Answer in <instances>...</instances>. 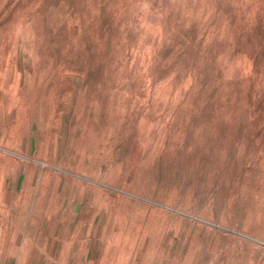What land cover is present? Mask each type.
<instances>
[{"label":"rangeland","instance_id":"obj_1","mask_svg":"<svg viewBox=\"0 0 264 264\" xmlns=\"http://www.w3.org/2000/svg\"><path fill=\"white\" fill-rule=\"evenodd\" d=\"M9 145L94 182L103 264H264V0H0Z\"/></svg>","mask_w":264,"mask_h":264},{"label":"crops","instance_id":"obj_2","mask_svg":"<svg viewBox=\"0 0 264 264\" xmlns=\"http://www.w3.org/2000/svg\"><path fill=\"white\" fill-rule=\"evenodd\" d=\"M8 149L0 156V231L15 233L8 241L0 238V245L17 246L23 239L19 254L10 255L11 263L103 264L107 250L100 245L105 240L102 221L110 209L94 182L62 173L57 183H50L38 162L33 168L18 163L13 153L17 148ZM33 199L38 208L29 215Z\"/></svg>","mask_w":264,"mask_h":264},{"label":"bare ground","instance_id":"obj_3","mask_svg":"<svg viewBox=\"0 0 264 264\" xmlns=\"http://www.w3.org/2000/svg\"><path fill=\"white\" fill-rule=\"evenodd\" d=\"M151 251V250H150ZM152 252H153V250H152Z\"/></svg>","mask_w":264,"mask_h":264}]
</instances>
